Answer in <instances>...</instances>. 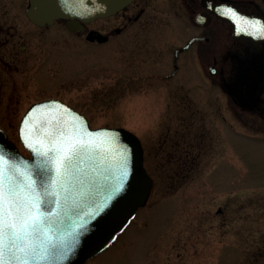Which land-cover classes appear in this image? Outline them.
Listing matches in <instances>:
<instances>
[{"label":"rangeland","instance_id":"374dc122","mask_svg":"<svg viewBox=\"0 0 264 264\" xmlns=\"http://www.w3.org/2000/svg\"><path fill=\"white\" fill-rule=\"evenodd\" d=\"M162 2L137 22L121 13L94 20L88 27L128 28L92 43L63 20L36 26L29 0H0V128L28 155L24 113L59 98L93 128L124 127L143 140L150 198L88 264H264V117L231 100L220 74L168 81L175 48L198 29ZM217 27L222 58L234 38Z\"/></svg>","mask_w":264,"mask_h":264},{"label":"water","instance_id":"95a60500","mask_svg":"<svg viewBox=\"0 0 264 264\" xmlns=\"http://www.w3.org/2000/svg\"><path fill=\"white\" fill-rule=\"evenodd\" d=\"M132 1L30 0L27 13L39 26L65 19L68 29L79 31L85 30L86 23L111 16ZM243 16L234 19L236 34L253 37L251 17ZM86 39L104 42L108 36L89 30ZM73 127L82 135L93 134L86 138L91 139L95 147L79 161L73 180L75 195L68 205L65 206L63 200L59 206L42 205L43 211L59 214L51 217L54 222L49 235L56 248L51 249L46 264H87L115 241L137 210L146 205L153 188L154 181L144 165V148L138 135L124 127L93 129L85 115L59 99L33 104L20 123L19 137L31 156L23 155L2 129L0 154L24 172L34 168L38 159L28 144L37 147L36 139H46L49 133L56 135L60 130L70 132ZM122 151L127 156L125 166H122Z\"/></svg>","mask_w":264,"mask_h":264},{"label":"snow or ice","instance_id":"6c2138e0","mask_svg":"<svg viewBox=\"0 0 264 264\" xmlns=\"http://www.w3.org/2000/svg\"><path fill=\"white\" fill-rule=\"evenodd\" d=\"M91 135H82L73 127L70 132L60 130L56 135L49 133L46 139H36L37 147L28 146L37 156V163L24 172L0 154V264L49 261L51 249L56 248L49 235L54 222L51 217L59 214L43 211L42 205L59 206L63 200L67 206L73 199L79 161L95 147L86 138ZM120 155L125 166L127 156L123 151Z\"/></svg>","mask_w":264,"mask_h":264},{"label":"flooded vegetation","instance_id":"af4514ba","mask_svg":"<svg viewBox=\"0 0 264 264\" xmlns=\"http://www.w3.org/2000/svg\"><path fill=\"white\" fill-rule=\"evenodd\" d=\"M153 1L162 2V0H134L117 15L121 13L125 22L127 20L137 22L142 19L147 7ZM161 4L167 5L175 19L198 29L197 34L175 48L171 60L172 70L167 75L168 81L173 82L179 77L184 80H199L206 72L217 78L218 72L223 77V85L229 89L231 100L238 103L242 101L249 110L259 111L264 117V100L259 99L261 91L264 90V81H261L264 78V40L258 42L255 38L235 37L234 25L229 18L236 17L238 10L252 16L251 21L263 24L264 0H164ZM217 5H224L225 8L218 11ZM217 25L229 26L234 38L232 47L222 58L217 56V35L220 31ZM86 28L105 32L109 36L108 41L105 42L107 43L114 36V32L118 34L124 32L128 28V23L110 31L88 25ZM215 83L217 85V79ZM179 96L178 91L177 97ZM178 142L180 143V140Z\"/></svg>","mask_w":264,"mask_h":264}]
</instances>
